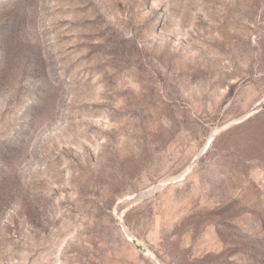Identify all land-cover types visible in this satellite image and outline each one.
Returning a JSON list of instances; mask_svg holds the SVG:
<instances>
[{
	"label": "rangeland",
	"instance_id": "obj_1",
	"mask_svg": "<svg viewBox=\"0 0 264 264\" xmlns=\"http://www.w3.org/2000/svg\"><path fill=\"white\" fill-rule=\"evenodd\" d=\"M0 264H264V0H0Z\"/></svg>",
	"mask_w": 264,
	"mask_h": 264
},
{
	"label": "water",
	"instance_id": "obj_2",
	"mask_svg": "<svg viewBox=\"0 0 264 264\" xmlns=\"http://www.w3.org/2000/svg\"><path fill=\"white\" fill-rule=\"evenodd\" d=\"M134 242H135L137 245H139V247H140L142 250H146L145 247H143L142 245H140L139 243H137V240H136V239H134Z\"/></svg>",
	"mask_w": 264,
	"mask_h": 264
},
{
	"label": "bare ground",
	"instance_id": "obj_3",
	"mask_svg": "<svg viewBox=\"0 0 264 264\" xmlns=\"http://www.w3.org/2000/svg\"><path fill=\"white\" fill-rule=\"evenodd\" d=\"M138 243H140V242L138 241Z\"/></svg>",
	"mask_w": 264,
	"mask_h": 264
}]
</instances>
